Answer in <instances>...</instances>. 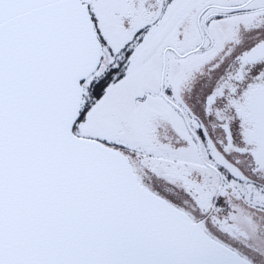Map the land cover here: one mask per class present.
<instances>
[{
	"label": "snow or ice",
	"instance_id": "1",
	"mask_svg": "<svg viewBox=\"0 0 264 264\" xmlns=\"http://www.w3.org/2000/svg\"><path fill=\"white\" fill-rule=\"evenodd\" d=\"M0 264H264V0H0Z\"/></svg>",
	"mask_w": 264,
	"mask_h": 264
}]
</instances>
